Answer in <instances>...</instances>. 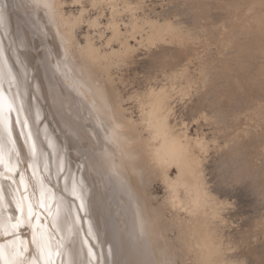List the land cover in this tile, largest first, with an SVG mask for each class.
<instances>
[{
  "label": "rangeland",
  "instance_id": "rangeland-1",
  "mask_svg": "<svg viewBox=\"0 0 264 264\" xmlns=\"http://www.w3.org/2000/svg\"><path fill=\"white\" fill-rule=\"evenodd\" d=\"M52 1L0 0V46L9 56V64L0 59V142L6 159L12 152L15 169L10 174L0 166V220L21 217L17 201L22 200L25 209V224L15 236L1 230L0 243L12 247L15 240L17 247H26L24 264H32L34 256L37 264H44L32 243L34 231L38 239L43 236L48 241L53 264H195L192 255L179 253L177 229L162 204V181L147 170L141 173L138 193L139 184L133 186L122 169L121 160L133 142L126 139L127 129L109 116L114 95L122 100L127 115L139 119L143 98L137 95L155 79L167 86L179 85L172 117L183 119L190 135L204 137L209 144L203 154V176L227 205L224 239L232 258L238 264H264V0H132L141 20L169 21L174 30L157 41L134 43L146 57L138 64L115 60L108 66L109 82L103 71H91L68 47L60 21L61 15L79 16L83 5L88 12L74 27L79 39L76 49H81L89 32L96 44L108 50L109 32L99 36L94 31L102 25L103 31L110 6L61 0L63 5L56 7ZM121 1H115L118 7ZM101 10L105 12L100 26L90 28L86 20ZM120 13L121 19L128 18L127 12ZM9 105L14 109L9 110ZM158 244L166 246L158 251ZM89 248L94 255H89ZM7 256L13 264L21 259Z\"/></svg>",
  "mask_w": 264,
  "mask_h": 264
},
{
  "label": "bare ground",
  "instance_id": "bare-ground-1",
  "mask_svg": "<svg viewBox=\"0 0 264 264\" xmlns=\"http://www.w3.org/2000/svg\"><path fill=\"white\" fill-rule=\"evenodd\" d=\"M75 1L81 2L80 0H75ZM115 1L116 0H92L91 1V5L93 7H96L98 4H101L102 2H106L108 4V6H110V11L108 10L109 14H110L108 17L109 19L107 18L108 21H107V23L105 22L106 24L104 26L103 31L99 30L103 26V25L102 26L99 25V18L105 12L104 10H101V12H99V14L97 13V15L91 16L88 20H86L87 25L90 28H94L96 30L98 25L100 26L99 29L94 31L95 35L103 36L105 32H109L110 35H108L107 39L105 40L106 47L108 48V50H103L101 47V44H100V46L98 44H96L94 42V39H95L94 36L91 35L89 32H87L85 34L86 40L80 49L81 51L76 49V45H77L76 42H78L79 39H77L76 33L74 31V27L80 21V19L82 18V15L88 10L83 5H81L82 7L80 9V15L79 16H74L72 18L69 16L61 15V21H60V24H61L60 30L66 38L65 41L67 42L68 47H70L72 49V51H74V53L76 55H78L77 57H79L81 62L84 65H86L87 67H89V69L91 71H97V72L103 71L104 75L106 76L105 81H108V82H109V80L111 81V78H110L111 75H109L108 66L111 63L115 64L116 63L115 60L119 59V60H125L128 63H132V62L134 63V62L140 61L146 57V55H144V53H142L140 51L139 47L135 46L134 43H137L138 45H140L145 40L147 42H152L154 40L157 41L158 39H163L164 36H166V34L173 33V30H174L173 24H171L169 21L160 22L157 19H155V20L152 18L149 19L148 17H147L148 19L143 18L141 20L135 14L136 6H135V4H133L134 1L132 2V0L131 1L130 0H122L121 2H119V3H122L120 5L121 7H118L116 5ZM52 3H53L52 5H54L56 7H58V6L61 7L63 5V2H61V0H53ZM171 5H172V3H171ZM47 6H48V4H47ZM152 8H154V7H152ZM102 9H104V8H102ZM48 10H50V9H48ZM54 10H55V8H54ZM122 11L128 13V18L125 20L121 19L122 17L121 18L119 17L121 15L120 12H122ZM0 13L2 14L3 11H1ZM154 13H155V11H154ZM157 14H158V12H157ZM125 15H127V14H125ZM57 18H59V17H57ZM102 18H103V16H102ZM176 21H178V20H176ZM101 24H103V23H101ZM122 25L124 27H122ZM175 25H176V23H175ZM2 31L3 30H1V26H0V37L3 35ZM95 40L97 41V39H95ZM113 44H117L118 45L117 48L114 47ZM145 54H148V53L145 52ZM0 59L2 60L3 63L9 64V56H8L7 49L5 48V50H3L1 46H0ZM152 59L155 60L156 56L154 55V57ZM8 69H9V67H8ZM5 70L7 71V69H5ZM131 70L133 72V69H131ZM185 71L187 72V70H185ZM180 72L181 71H179V75H181ZM94 73H96V72H94ZM2 74H4V72ZM7 74L9 75V73H7ZM169 76H170V74H169ZM141 77H138V78H141ZM186 77H187V75H186ZM89 78L91 79V77H89ZM4 79H5V77H4ZM91 80L93 81V79H91ZM142 80H143V78H142ZM128 81H130V80H128ZM89 82L91 83V81H89ZM166 84L167 83L157 82L154 79V81L149 82V84H147L146 87L144 85V87H145L144 91L143 92L140 91L141 93H138V95H137V96H141L143 98L142 103H140V105H139V109H138L139 119H137V120L134 119L132 115H129V114L127 115L125 113L126 110L121 105L122 100H119L118 97L114 98V95H113L112 101L110 103V106L111 105L112 106L109 109V112H110L109 116L111 115L116 122L119 121V123L127 129V131H126L127 133L124 132L127 135L126 139L133 142V143H131V144H133V145H131L132 146L131 149L129 151L125 152L124 159L121 160V167L125 173L127 172L133 186L134 185L137 186L136 183L139 184V186H138L139 188H136L138 193L141 192V190H140L141 189L140 183H142L141 182V180H142L141 173L145 174V172H147V170H148L149 174L151 173L154 176L153 178H158L162 181V183L164 184V188H165V189H163V190H165V193H164L165 195L163 194L164 197H163L162 204L167 209L166 213H168V215H170L172 217V219L174 221L173 224L175 225V228L177 229L176 230V234H177L176 235L177 236L176 241L178 239V241L180 243L179 253L181 252L184 254L192 255L194 257L193 259H194L195 264H238L237 260L232 258L233 253L231 254L229 251L230 246H228L225 243V239H227V238L224 239V236H225L224 227L226 226L227 221H228V215H227L228 211L226 210L227 205L223 199H221L219 196H217L218 193H217V195L214 194L216 192L215 190H217V189L214 190V193L212 192L211 189H209L211 186L210 187L207 186L206 179L203 176V170H204L203 154L207 150L209 144L204 139V137H193V135H190L188 133L186 127H185V122L183 119L176 120L173 118L174 116H176V114L173 116V110H174V107L176 105L177 93L179 92V90H176V89L178 88L177 86H179V85L173 86L171 83L167 86ZM185 86H186V84H185ZM110 87H109V89L112 92V89ZM113 88H114V86H113ZM127 88H128V86H127ZM133 88H132V90H133ZM186 88H185V90H186ZM181 89L182 88L180 87V90ZM185 90H184V92H185ZM104 91L106 92V90H104ZM118 92H120V91H118ZM114 94H117V92ZM104 97L102 96V98H104ZM119 98H120V96H119ZM102 101H103V99H102ZM106 101H107V99H106ZM108 101H109V99H108ZM108 101H107V103H108ZM105 104H106V102H105ZM107 106H109V105H107ZM179 106H181V105L179 104ZM13 109H14V107H13ZM14 117H15L14 119H16V116H14ZM113 119H112V121H113ZM113 124H114V122H113ZM114 125H116V123ZM111 127H112V125H111ZM118 127L120 128V125H118ZM213 129H216V128L214 127ZM20 132H21V130H20ZM117 136H118V134H117ZM124 137L125 136H123L122 138H124ZM18 138H19V136H18ZM208 142H210V141H208ZM23 143H25V142L23 141ZM217 147H218V145H217ZM124 148L125 147H123V149ZM124 150H122L121 152H123ZM118 153H120V152H118ZM142 153L145 156L144 158L142 157ZM122 162H123V164H122ZM206 164H208V163H206ZM206 168H207V166H206ZM174 170H175V172L173 173ZM149 174H147V176ZM122 183H123V181H122ZM209 183H210V181H209ZM214 186L215 185L213 184L212 188H214ZM142 207H143V212L147 214L149 211L148 205L144 204ZM3 212H5V211H3ZM3 218H4V216H3ZM1 220H3V219H1ZM155 222H158V221H155ZM141 224H142V220H141ZM149 224H151V222H149L148 225ZM153 224H155V223H153ZM157 224H159V223H157ZM227 225H229V224H227ZM150 226H148V227L150 228ZM159 226H160V224H159ZM146 227H147V225H146ZM86 228H88V227H86ZM160 231H159V234H160ZM131 232H133V231H131ZM144 232H145V230H144ZM152 232L154 233V231H152ZM152 232H150V233H152ZM2 233H3V231H2ZM40 233H41V231H40ZM155 233H158V232H155ZM0 234H1V232H0ZM152 236H155V234ZM158 237H160V236L158 235ZM227 237H228V235H227ZM151 238H154V237H151ZM155 239H156V237H155ZM155 239H153V240H155ZM2 241H3V239H2ZM3 242H5V241H3ZM158 245H159V246H157V248L159 247L158 251L161 250V247L166 246V244H163V245L158 244ZM142 246H144V245H142ZM7 247H8V244H7ZM10 247L11 246L9 245L8 248H10ZM148 247H149V249L151 248L150 246H148ZM154 247H156V245ZM172 248H174V247H172ZM151 249L153 250V248H151ZM165 249H163V251L165 250L164 252L167 253L168 250H167V248H165ZM132 250H133V253H135L134 249H132ZM138 250H140V249H138ZM163 251L160 252V254L162 253V255H163L164 254ZM142 253H144V252H142ZM138 254H139V252H138ZM148 254H150V253H148ZM151 254H152V252H151ZM156 254H158V252ZM78 255H79V253H78ZM65 257H66V255H65ZM11 258L13 259L14 257H11ZM69 258H70V256H69ZM239 260H240V258H239ZM64 261L65 260H63V262ZM39 262L40 261H38V263Z\"/></svg>",
  "mask_w": 264,
  "mask_h": 264
},
{
  "label": "snow or ice",
  "instance_id": "snow-or-ice-1",
  "mask_svg": "<svg viewBox=\"0 0 264 264\" xmlns=\"http://www.w3.org/2000/svg\"><path fill=\"white\" fill-rule=\"evenodd\" d=\"M0 19H2V16H0ZM0 100H2V97H0ZM9 110H11V105H9ZM9 139L10 137V128H9ZM14 144V141L12 142ZM36 146L35 144L32 145V152L33 154L35 153ZM11 155L12 152L10 151L8 154V158L6 159L5 157V152H4V146L3 143L0 142V166H4L7 170L8 173H13L15 169L11 166ZM18 155V153L16 154ZM0 175H3V173H0ZM9 178H11L9 176ZM15 183V181H13ZM20 183H23V175L21 174V180ZM18 190V189H17ZM3 196V190L0 188V200H2ZM41 207H44V204L41 203ZM83 207V205H81ZM17 210L21 213V217H13V216H8L6 218V222L3 220H0V230L4 232V234H9L11 233L12 235H16L17 231L21 228L22 225L25 224V220L22 218L23 217V203L21 201H17ZM33 216V211H32V205L29 204L28 206V223H30L31 217ZM15 220V222H13ZM32 243L35 244L37 251L40 253L42 257H44V264H53L52 262V252L50 249V245L48 244V241H46L43 236H40V238H37V233L34 231L33 232V238H32ZM12 247L8 249L7 255L9 257H16V258H21L17 260V264H24V261L22 257L24 256V253L27 252L26 247H17L15 240L11 242ZM21 245H23V242H21ZM6 245L0 244V260L4 261V264H13V261L11 259H6ZM47 250V251H46ZM46 253V254H45ZM57 256H60L61 253L59 251L56 252ZM89 255H94L92 252V249L89 248ZM32 264H37V258L34 256L33 257V262Z\"/></svg>",
  "mask_w": 264,
  "mask_h": 264
}]
</instances>
